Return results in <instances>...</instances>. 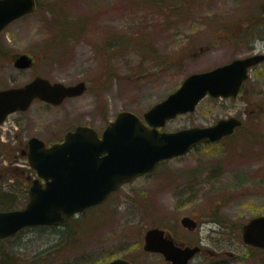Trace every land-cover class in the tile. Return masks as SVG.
Returning <instances> with one entry per match:
<instances>
[{"label": "rangeland", "instance_id": "374dc122", "mask_svg": "<svg viewBox=\"0 0 264 264\" xmlns=\"http://www.w3.org/2000/svg\"><path fill=\"white\" fill-rule=\"evenodd\" d=\"M37 1L34 13L0 34V88L36 75L65 84L84 80L88 88L59 105L37 99L0 126V201L13 197L16 209L27 204L38 176L26 153L32 136L50 145L78 125L101 134L123 110L144 119L189 74L264 52V0ZM23 53L34 65L15 66ZM231 116L244 121L232 135L163 161L103 204L77 214L65 234V251L45 259L43 250L58 237L26 227L0 238V264L139 261L145 230L165 218L214 213L239 228L264 214V61L251 69L237 96H207L161 130L209 126ZM206 226L203 234H209Z\"/></svg>", "mask_w": 264, "mask_h": 264}, {"label": "water", "instance_id": "95a60500", "mask_svg": "<svg viewBox=\"0 0 264 264\" xmlns=\"http://www.w3.org/2000/svg\"><path fill=\"white\" fill-rule=\"evenodd\" d=\"M36 0H0V32L14 20L33 13ZM264 11V5H263ZM264 60V53L236 58L212 69L189 74L165 99L144 112L143 118L129 110L120 111L101 136L90 125H78L61 142L47 146L37 136L28 140V161L37 177L29 188L23 208L0 210V238L16 235L25 227L61 225L67 218L104 201L123 184L152 172L164 160L183 155L199 143L218 141L232 134L243 120L231 116L209 126H194L176 131L161 130L181 114L196 110L206 96H237L250 68ZM14 64L18 68L33 65L24 53ZM88 88L86 81L65 84L37 75L19 86L0 89V125L8 115L30 108L37 98L59 105L66 98L79 96ZM192 220L190 217L183 219ZM162 230L146 233L145 249L172 253V245L160 240ZM246 243L264 246V214L251 218L243 229ZM184 262L194 253L180 251ZM105 264H134L118 257Z\"/></svg>", "mask_w": 264, "mask_h": 264}, {"label": "flooded vegetation", "instance_id": "af4514ba", "mask_svg": "<svg viewBox=\"0 0 264 264\" xmlns=\"http://www.w3.org/2000/svg\"><path fill=\"white\" fill-rule=\"evenodd\" d=\"M186 217H190L192 220L184 222L183 219ZM205 217L203 219L194 212L183 213L175 218H165L163 221L149 226L144 233L141 259L139 261L128 257L125 259L134 264H264V246L244 241L245 224L238 228L236 224L232 225L226 222V219L230 218L224 215L219 217L214 213ZM208 222L214 225H208ZM204 224L209 226L207 229L209 234L202 233ZM151 228L162 230L163 234L160 236V240L164 241L166 245L171 243L172 249H174L172 253L166 254L159 250L145 249L146 233ZM187 248L194 250V253L184 262L185 254L180 251Z\"/></svg>", "mask_w": 264, "mask_h": 264}, {"label": "trees", "instance_id": "16d2710c", "mask_svg": "<svg viewBox=\"0 0 264 264\" xmlns=\"http://www.w3.org/2000/svg\"><path fill=\"white\" fill-rule=\"evenodd\" d=\"M2 202V206L0 207V210H10L14 209L15 207V200L13 197L10 198H4V200L0 201ZM79 219L76 218L75 216H72L68 218L62 225L60 226H47V225H36L33 226L36 229H41L45 231H51L52 233L55 234L58 238L54 240L53 243L47 246L43 251L46 253L44 258L46 259V256H48V253L52 255V253L57 252L60 253L62 251H65L69 247V237L65 236V234L70 231L72 228V224L74 222H77ZM1 240V239H0ZM57 240V241H56ZM45 259H43L41 264H46ZM44 262V263H43Z\"/></svg>", "mask_w": 264, "mask_h": 264}]
</instances>
